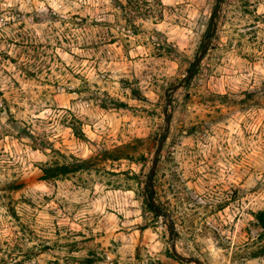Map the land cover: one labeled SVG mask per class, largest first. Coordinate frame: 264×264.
<instances>
[{"label": "rangeland", "instance_id": "rangeland-1", "mask_svg": "<svg viewBox=\"0 0 264 264\" xmlns=\"http://www.w3.org/2000/svg\"><path fill=\"white\" fill-rule=\"evenodd\" d=\"M154 2L0 0V264H264V0Z\"/></svg>", "mask_w": 264, "mask_h": 264}, {"label": "trees", "instance_id": "trees-1", "mask_svg": "<svg viewBox=\"0 0 264 264\" xmlns=\"http://www.w3.org/2000/svg\"><path fill=\"white\" fill-rule=\"evenodd\" d=\"M117 1V6H119L120 9H122L123 11H129V18L127 19V21L129 22V24L131 26H135L136 24L134 22L133 16L131 14H133V12H136L137 14L143 16V17H148V16H157V14H159L158 10L153 8V6L156 4L151 3L152 0H126V3L121 2L120 0H116ZM158 1V5H162V3L160 2V0ZM221 0H219L220 2ZM155 7V6H154ZM161 12V11H160ZM161 15V14H160ZM212 23H214V20H212ZM211 23V25H212ZM208 37H211V32H208ZM194 63L192 64V68L191 70L194 71V67H193ZM186 81H187V77H186ZM140 92L136 89H133V94L135 95V97L139 98V94ZM171 95L169 94V97ZM113 105L117 108L120 107H124L126 104L122 101H118V100H114ZM108 153V151H105L104 154L106 156V154ZM107 158H109L107 156ZM120 158H124L123 156H117V158L114 159H120ZM87 167V160H76L74 162H67L64 163L60 166H48L42 169L43 173H44V179H53L56 178L60 175H66L70 172H74V171H79L82 169H86ZM152 192L145 198V202L148 206V208L154 212V214L156 216H158L160 213L156 212V208H158V206L155 204V206L152 204ZM159 209V208H158ZM257 219L259 220L260 224L262 225V227L264 228V212L260 211L257 214ZM170 229L173 233V227L170 226ZM83 263L85 264H93L95 259L92 257H84L82 258Z\"/></svg>", "mask_w": 264, "mask_h": 264}, {"label": "water", "instance_id": "water-1", "mask_svg": "<svg viewBox=\"0 0 264 264\" xmlns=\"http://www.w3.org/2000/svg\"><path fill=\"white\" fill-rule=\"evenodd\" d=\"M211 43V39L209 38L207 40V43L205 44V47H204V50L200 53V55L198 56L196 62L194 63L193 67L194 69L197 68V66L200 64L201 60L203 59L204 55L206 54L208 48H209V45ZM193 75V70H190L188 76H187V79H190ZM182 85V82L176 86H174V89H177L179 88L180 86ZM168 104L170 105L171 104V99L169 98L168 99ZM165 117H166V122L168 124V127L166 129L167 131V134L170 130V125H171V115L168 114V109L166 108L165 109ZM167 134L165 135V137L160 141L159 143V147L156 151V154H155V158H154V161H153V164H152V168H151V171H150V174H149V181L150 179L154 176L155 172H156V169H157V166H158V162H159V159H160V155H161V152H162V149H163V146H164V142L167 138ZM151 188H153V185L151 183ZM152 204L155 206L156 202H155V196H154V191H153V194H152ZM156 212L158 213H161V211L156 208ZM173 252L179 256L183 261H189V262H195L197 264H204L199 258L197 257H187V256H182L180 255L178 252H177V249H176V243L173 242Z\"/></svg>", "mask_w": 264, "mask_h": 264}]
</instances>
